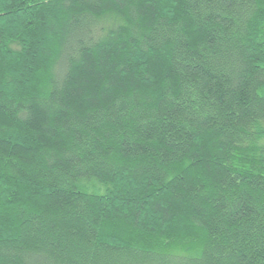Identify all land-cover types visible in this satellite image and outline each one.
Segmentation results:
<instances>
[{
    "label": "trees",
    "instance_id": "trees-1",
    "mask_svg": "<svg viewBox=\"0 0 264 264\" xmlns=\"http://www.w3.org/2000/svg\"><path fill=\"white\" fill-rule=\"evenodd\" d=\"M0 264H264V0H0Z\"/></svg>",
    "mask_w": 264,
    "mask_h": 264
}]
</instances>
